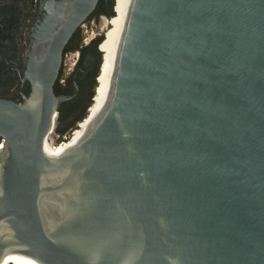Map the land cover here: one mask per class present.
I'll list each match as a JSON object with an SVG mask.
<instances>
[{
  "label": "water",
  "instance_id": "obj_1",
  "mask_svg": "<svg viewBox=\"0 0 264 264\" xmlns=\"http://www.w3.org/2000/svg\"><path fill=\"white\" fill-rule=\"evenodd\" d=\"M101 1L41 0L30 91L0 100V264H264V0H131L102 107L48 154Z\"/></svg>",
  "mask_w": 264,
  "mask_h": 264
},
{
  "label": "flooded vegetation",
  "instance_id": "obj_2",
  "mask_svg": "<svg viewBox=\"0 0 264 264\" xmlns=\"http://www.w3.org/2000/svg\"><path fill=\"white\" fill-rule=\"evenodd\" d=\"M40 1L0 0V100L21 103L30 91L29 82L23 79V68L30 28L41 15ZM102 4L111 5L109 1H101L98 8ZM84 38L79 28L70 39L63 56V64L68 53L76 52V59L66 76L62 77L61 69L54 86L56 95L69 97L58 108V133L82 119L94 99L92 96L97 84L103 47L107 41H101L100 53L98 43L102 36L89 43ZM3 143L4 138L0 136V148Z\"/></svg>",
  "mask_w": 264,
  "mask_h": 264
},
{
  "label": "rangeland",
  "instance_id": "obj_3",
  "mask_svg": "<svg viewBox=\"0 0 264 264\" xmlns=\"http://www.w3.org/2000/svg\"><path fill=\"white\" fill-rule=\"evenodd\" d=\"M110 10L113 11L112 15H110V13H109ZM118 17H119V14L116 10V2H113L112 8H111V5H109V4H102L98 8L96 13L93 14V16L80 27L82 34L85 36V38H84L85 42L89 43L90 41H92V39L98 38L100 36L103 37V39H104V40L102 39L103 42L105 41L106 38L108 39V40H106L107 43H106L105 47H103L104 53H102V51L100 50V45L102 42H100V44L98 46V51H100V53H102V58H101V64L99 67V72L97 75V84H96V88H95V92H94V96H93L94 99H95L96 95L98 94L99 90L102 89L103 86L107 82L108 71H109L108 64L110 63L108 46H109L111 40L116 35V29L114 27V22ZM76 55H77L76 52H75V54H73V52H72V53H68L66 55L64 64L62 66V77L66 76V73L69 71V68H71L73 66L74 60L76 59ZM94 99H92L88 110L93 105ZM88 110H87V112H88ZM87 112H86V116H87ZM86 116L84 115L83 116L84 118L80 119L78 121H80V123H83ZM57 126H58L57 121H55L53 133H51L47 138L48 147L52 148V145L56 144V142H57L56 135L57 134H60V136H62V134L67 133L68 131H70V129L75 127V125H73L71 127H67L64 129L65 131L58 133L56 130ZM78 128L75 131H77ZM79 133L80 134H78V135L80 137L83 133L82 127H81ZM76 138H78V137H76Z\"/></svg>",
  "mask_w": 264,
  "mask_h": 264
},
{
  "label": "bare ground",
  "instance_id": "obj_4",
  "mask_svg": "<svg viewBox=\"0 0 264 264\" xmlns=\"http://www.w3.org/2000/svg\"><path fill=\"white\" fill-rule=\"evenodd\" d=\"M130 1L131 0H114V2H116V10L119 14V17L114 22V27L116 29V35L111 40V42L108 46L110 63L109 64L107 63L108 67H109V71H108V78H107L106 84L103 86L102 89L99 90L98 94L96 95V97L94 99L93 105L91 106V108L87 112V116L85 115L86 116L85 120L83 121V123L79 124L78 130L74 132V134L71 136V138H69L67 141L61 143L60 145H56L52 148L48 147L47 142L44 143L45 151L48 154L56 153V152L64 149L65 147H67V145H70L76 139H78L79 138L78 134H80L79 131H80L81 127L83 128V133H84V131L87 129V127L90 125V123L92 122V120L97 115L100 108L102 107V104L104 103L106 96H107V93H108V90H109L111 75H112V71H113V67H114L115 55H116L118 43L120 40V36H121L122 30H123V26H124V22H125V18L127 15V11L129 8ZM106 40H108V39L106 38L105 41ZM76 137H78V138H76ZM4 263H8V264H40L39 262L35 261L32 258L25 257L22 255H18V254L8 255L4 259V262L2 264H4Z\"/></svg>",
  "mask_w": 264,
  "mask_h": 264
},
{
  "label": "built area",
  "instance_id": "obj_5",
  "mask_svg": "<svg viewBox=\"0 0 264 264\" xmlns=\"http://www.w3.org/2000/svg\"><path fill=\"white\" fill-rule=\"evenodd\" d=\"M80 124V121H77L76 124H75V127L70 129V131H68L67 133H64L62 134V136H60V134H57L56 135V139H57V142L56 144L52 145V147L56 146V145H60L61 143L67 141L69 138H71L72 134L74 133V131L78 128ZM53 128H54V124H53V127L51 129V131L49 132V134L47 135V137L45 138V142H47V138L48 136L53 133Z\"/></svg>",
  "mask_w": 264,
  "mask_h": 264
}]
</instances>
